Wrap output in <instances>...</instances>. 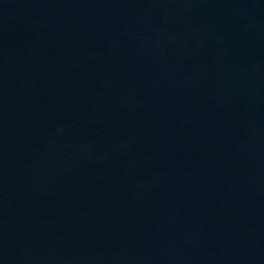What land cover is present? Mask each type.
I'll return each instance as SVG.
<instances>
[{"label":"water","instance_id":"obj_1","mask_svg":"<svg viewBox=\"0 0 264 264\" xmlns=\"http://www.w3.org/2000/svg\"><path fill=\"white\" fill-rule=\"evenodd\" d=\"M0 264H264V0H0Z\"/></svg>","mask_w":264,"mask_h":264}]
</instances>
